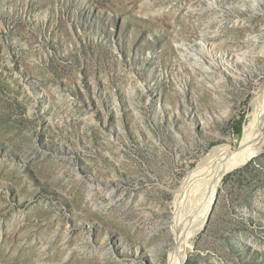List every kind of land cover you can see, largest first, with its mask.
I'll use <instances>...</instances> for the list:
<instances>
[{"label": "rangeland", "instance_id": "374dc122", "mask_svg": "<svg viewBox=\"0 0 264 264\" xmlns=\"http://www.w3.org/2000/svg\"><path fill=\"white\" fill-rule=\"evenodd\" d=\"M263 57L264 0H0V264H264V144L185 194Z\"/></svg>", "mask_w": 264, "mask_h": 264}, {"label": "bare ground", "instance_id": "6f19581e", "mask_svg": "<svg viewBox=\"0 0 264 264\" xmlns=\"http://www.w3.org/2000/svg\"><path fill=\"white\" fill-rule=\"evenodd\" d=\"M264 58V57H263ZM213 66V65H212ZM261 92L254 101L253 113L248 125L245 127L240 145L231 148L228 145L215 146L205 159L204 163L191 176L189 188L185 194H195L198 190L204 189L208 192L205 205V213L209 212L213 204L216 186L220 178L228 171L244 164L252 156L257 154L264 144V82ZM178 217L172 221L171 235L172 245L169 249L167 264H183L186 255V244L188 236L195 229L198 231L203 222L195 228L178 224Z\"/></svg>", "mask_w": 264, "mask_h": 264}, {"label": "trees", "instance_id": "16d2710c", "mask_svg": "<svg viewBox=\"0 0 264 264\" xmlns=\"http://www.w3.org/2000/svg\"><path fill=\"white\" fill-rule=\"evenodd\" d=\"M235 132H236L237 134H240V132H241V123H239V124L236 125V127H235Z\"/></svg>", "mask_w": 264, "mask_h": 264}]
</instances>
